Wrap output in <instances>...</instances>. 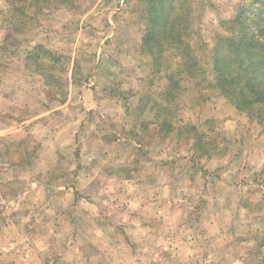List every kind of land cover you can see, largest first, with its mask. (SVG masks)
<instances>
[{
  "label": "rangeland",
  "instance_id": "obj_1",
  "mask_svg": "<svg viewBox=\"0 0 264 264\" xmlns=\"http://www.w3.org/2000/svg\"><path fill=\"white\" fill-rule=\"evenodd\" d=\"M140 1L82 0L29 29L0 0V264L31 261L26 237L39 242L32 262L94 241L90 264H110L97 247L135 229L128 192H140V264H264V125L210 84L221 21L253 0H182L207 83L186 80L173 102L142 48ZM37 45L55 60L30 59ZM135 172L140 186L124 183Z\"/></svg>",
  "mask_w": 264,
  "mask_h": 264
},
{
  "label": "trees",
  "instance_id": "obj_2",
  "mask_svg": "<svg viewBox=\"0 0 264 264\" xmlns=\"http://www.w3.org/2000/svg\"><path fill=\"white\" fill-rule=\"evenodd\" d=\"M5 4L6 17L30 29L41 26L58 8L80 10L76 6H81L82 0H5ZM139 14L145 22L142 48L151 57L154 72L165 74L167 100L175 101L186 89L188 79L207 83V70L192 40L198 36L194 27L196 13L182 0H141ZM220 26L224 33L213 40L214 79L210 84L238 112L264 125V0L240 4L234 17L221 21ZM28 57L36 61L49 57L54 61L56 55L37 45ZM163 126L170 129L167 121ZM184 131L194 133L192 138L199 148L207 144L205 134L199 133L195 126L177 128L179 135H186ZM198 150L201 156L214 154L211 148Z\"/></svg>",
  "mask_w": 264,
  "mask_h": 264
},
{
  "label": "crops",
  "instance_id": "obj_3",
  "mask_svg": "<svg viewBox=\"0 0 264 264\" xmlns=\"http://www.w3.org/2000/svg\"><path fill=\"white\" fill-rule=\"evenodd\" d=\"M136 172L134 174H132V176L125 180L124 183L127 184H131V186H135L138 187L140 186L139 184H136L135 180L136 177L135 176ZM136 191H140V190H136ZM124 198H127V206L128 209L126 211V216L129 219V223L132 222V220L134 219L136 221L135 225V229L132 230L131 227H125L124 231L127 232V234H129V239L126 240L125 236L123 235V242L118 244V243H114V238L112 236H110V243L108 245H106L105 247L100 248V245L97 247V250L99 252V258L103 257L104 260H107L108 262H110V264H124L125 261L129 260L131 263H133V260H135V264H140L138 260H140V258L138 256H136V254L134 252V249L140 251V206H138V201H136L137 196L140 197V192H135L130 194L129 192L126 193L125 195L123 194ZM132 196V197H131ZM79 221V220H78ZM127 225V223H125V226ZM111 226V224H110ZM113 227L111 228L112 233H115V230L117 229L115 227V225H112ZM138 234V235H137ZM30 238L27 239L26 237V241L24 244V251L26 250V255L30 254L29 258L31 259H25L27 264H65L66 260L68 257H70V254H72V264H82L81 261L83 262H87L88 264H90V259H92L93 256H96L97 253L94 251V248H92L94 246V244H96L94 241L89 242L87 241L86 244V249L85 251H87L89 249V252H85L84 249H80L79 246L75 245L73 247H67L64 246L62 247V252H59V254L57 255V257L51 258L52 260H50L49 262H46L44 260H41L40 257L37 256V254L35 255V258H37V261H33L32 259H34L32 257L31 252L34 251L36 245H39L38 239L35 238V240H30ZM28 240V241H27ZM118 240V239H117ZM131 240V242L129 241ZM41 245H43L44 243V239H40ZM136 244V245H134ZM10 247L11 250H17L18 249V244L16 241H9L8 242V248ZM103 252H105V254L102 256V250ZM125 251L124 257H121V255L119 254V252H123ZM35 252V251H34ZM49 252V251H46ZM36 253V252H35ZM45 256V252L43 253ZM88 259V260H87ZM25 263V264H26Z\"/></svg>",
  "mask_w": 264,
  "mask_h": 264
}]
</instances>
